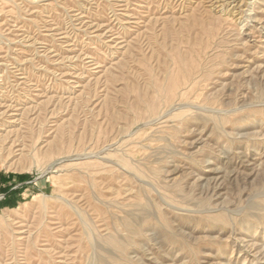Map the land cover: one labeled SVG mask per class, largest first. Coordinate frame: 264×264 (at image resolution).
I'll return each instance as SVG.
<instances>
[{
    "label": "rangeland",
    "instance_id": "obj_1",
    "mask_svg": "<svg viewBox=\"0 0 264 264\" xmlns=\"http://www.w3.org/2000/svg\"><path fill=\"white\" fill-rule=\"evenodd\" d=\"M0 264H264V0H0Z\"/></svg>",
    "mask_w": 264,
    "mask_h": 264
},
{
    "label": "bare ground",
    "instance_id": "obj_2",
    "mask_svg": "<svg viewBox=\"0 0 264 264\" xmlns=\"http://www.w3.org/2000/svg\"><path fill=\"white\" fill-rule=\"evenodd\" d=\"M212 2V1H211ZM214 5V4H213Z\"/></svg>",
    "mask_w": 264,
    "mask_h": 264
}]
</instances>
